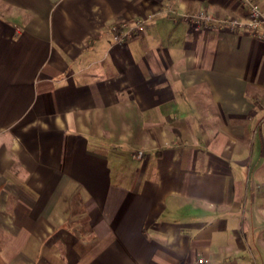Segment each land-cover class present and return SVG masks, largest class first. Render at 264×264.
Instances as JSON below:
<instances>
[{
  "label": "crops",
  "instance_id": "0c3cea01",
  "mask_svg": "<svg viewBox=\"0 0 264 264\" xmlns=\"http://www.w3.org/2000/svg\"><path fill=\"white\" fill-rule=\"evenodd\" d=\"M201 10L0 0V264H264V41Z\"/></svg>",
  "mask_w": 264,
  "mask_h": 264
},
{
  "label": "built area",
  "instance_id": "2783aa9c",
  "mask_svg": "<svg viewBox=\"0 0 264 264\" xmlns=\"http://www.w3.org/2000/svg\"><path fill=\"white\" fill-rule=\"evenodd\" d=\"M241 10L238 17L217 18L201 10L197 14L187 15V18L204 27H213L217 31L230 33H246L253 38L264 41V10L257 0H236ZM141 29V22L134 24H116L111 27L113 39L117 43H124L135 37ZM140 156V154H139ZM201 262V261H200Z\"/></svg>",
  "mask_w": 264,
  "mask_h": 264
}]
</instances>
